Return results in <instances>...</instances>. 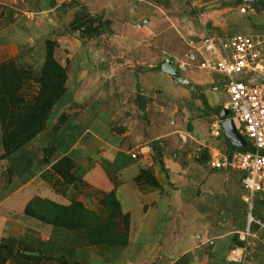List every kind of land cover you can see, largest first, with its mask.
<instances>
[{
	"label": "rangeland",
	"instance_id": "1",
	"mask_svg": "<svg viewBox=\"0 0 264 264\" xmlns=\"http://www.w3.org/2000/svg\"><path fill=\"white\" fill-rule=\"evenodd\" d=\"M55 2L0 0V63L10 59L37 80L50 52L64 68L62 93L60 72L41 80L57 89L40 131L4 144L0 124V264H264V191L247 194L237 170L205 165L210 119L177 76L194 69L177 66L190 64L204 35H264V0H248L243 13L241 0ZM85 2L96 8L82 12ZM85 12L107 19L111 33L93 36ZM15 14L16 29L39 39H12ZM81 54L99 78L86 79ZM165 61L174 75L160 68ZM110 70L114 80H101ZM119 187L144 216L125 210ZM248 207L259 224L239 238Z\"/></svg>",
	"mask_w": 264,
	"mask_h": 264
},
{
	"label": "built area",
	"instance_id": "2",
	"mask_svg": "<svg viewBox=\"0 0 264 264\" xmlns=\"http://www.w3.org/2000/svg\"><path fill=\"white\" fill-rule=\"evenodd\" d=\"M247 1L241 0L238 8L241 13L251 8L245 4ZM187 58L190 64L182 62L177 67L187 65L220 75L219 80L211 82L210 89L225 93L223 106L236 121V132L244 143V147L232 151L209 147L205 165L211 169L230 167L237 170L240 186L247 194L264 191V35L243 32L224 37L204 35L195 47V54L191 53ZM209 134L213 138L223 134L218 113L209 125ZM245 221V229L239 238L250 234L251 225L259 224L251 207L247 209ZM232 259L240 262L241 256L233 255Z\"/></svg>",
	"mask_w": 264,
	"mask_h": 264
},
{
	"label": "trees",
	"instance_id": "3",
	"mask_svg": "<svg viewBox=\"0 0 264 264\" xmlns=\"http://www.w3.org/2000/svg\"><path fill=\"white\" fill-rule=\"evenodd\" d=\"M63 5L57 7H63ZM79 8L82 12L85 11L84 5H80ZM82 17L97 25L94 28L87 29L89 32L93 31V36L111 33L107 19L90 15L87 12ZM50 69L62 74V80L58 86V91L62 93L64 90V68L53 60L50 52L46 55L40 77L37 80L32 78L27 70L15 67L10 59L0 63V124L4 144L8 143V140L11 143L16 137L17 140L14 144L19 146L43 128L42 119L46 118L45 111L50 107L57 89V86H50L45 90L44 87H41V80L45 72ZM32 80L38 83V87H31ZM137 97L141 99L140 94H137ZM141 106L142 104H139V107ZM218 111L219 107L216 113ZM15 114L17 117L12 116ZM8 128L9 132H7ZM14 128L18 131L19 136L12 135Z\"/></svg>",
	"mask_w": 264,
	"mask_h": 264
},
{
	"label": "crops",
	"instance_id": "4",
	"mask_svg": "<svg viewBox=\"0 0 264 264\" xmlns=\"http://www.w3.org/2000/svg\"><path fill=\"white\" fill-rule=\"evenodd\" d=\"M59 2H62V0H57V2H55V4H53L52 7L53 8L57 7ZM81 5H84L85 8L88 5H89L88 8H91V9H95L96 8L94 2H92V3L85 2L84 4H81ZM107 13L108 12H106V11L104 12L105 17H107V15H108ZM66 14L68 15V13H66ZM22 15L25 16V17L24 16L23 17H24V19H27V21H30V20L32 21L33 20L34 23H39L40 22L37 13H35V15H34L35 17L34 18L30 15V12H28V11L23 12ZM18 17L19 16H17L15 14V15H13L12 19H9V30L11 29V30L14 31L13 34L15 33L14 34L15 37H12V39L14 38V40L16 42H18V40L21 41V42H26V41H34L35 38L39 39L40 34L37 37H35L34 34L30 35V33L27 32V31H24V30L19 31V30L16 29L15 21L17 20ZM108 18L111 19L110 15L108 16ZM86 56H87V53H86ZM78 58H79L80 62L83 64L84 68L82 67V65H81V67L83 69H85L84 70L85 73H84L83 70L82 71L78 70L79 68L77 70H75V73H74L75 77H76L75 81H78L79 79H82L83 78V73L86 75V79L89 78V79L92 80L94 74H95V76H97V78L100 77L99 74H98L99 72H97V69L92 66L91 61L83 58L82 54L79 55ZM73 61L75 62L76 60H73ZM71 64H72V61H71ZM72 65H74V64H72ZM75 65H74V67H75ZM109 67H110L109 69L112 68L111 65ZM117 67H119V69H122V66H117ZM193 68L194 69L189 70V69H186L185 67H183V68L178 70L177 76L179 78V81L185 84L183 86L180 85L178 89L181 91L182 94H184V95H186V96H188L190 98L189 101H193V102L197 101L199 103V105L201 106L202 111L205 112V116H207L210 119V122L208 123V126H209L211 121L214 120V118L217 115V113H215L216 108L219 107V109H220V107L225 104L226 95L221 90L213 91V90L208 88V86H211V82L213 80H219L220 79V75H218V74H216L214 72H206V71L205 72H203V71L201 72V70H199V69H197L195 67H193ZM111 71L112 70H110V72L109 71H102L103 77L100 78V79L103 80L104 82L113 81L114 80L113 77L110 76L112 74ZM69 78H70V74L67 71V77L65 79L66 83H68ZM87 81L89 83V80H87ZM85 82H86V80H85ZM171 89L173 90V87ZM168 90H170V88ZM232 122H233V126L235 127V122L233 120H232ZM150 133H151V135L156 137V135L163 134L164 132L151 131ZM222 137H223L222 139H220V137L213 138L207 132L206 137L203 139V144H205L207 148L216 146V147H219L221 149H228V146H227L228 138L224 134H222ZM230 141H232V140H230ZM231 145H234L233 146L234 149H238V148L244 147V143H242V145H238L234 140H233V143ZM128 168L130 169L129 171H131L132 167H128ZM126 169L127 168H124V170H126ZM134 171H133V173H134ZM121 189H120V187L117 188L116 192H117V194H119L118 195V199L120 200L121 203H123L122 206H124L125 210L131 209V216H133L132 212L136 211L135 213H136V215H138L137 219L139 218V216H144V214H145L144 210L137 209V208H135L133 206L132 207L128 206V203L131 202V201L127 200L126 198L124 200L123 195H121L122 194V190ZM148 209H147L148 212L149 211H153L150 206L148 207ZM138 212H139V214H137Z\"/></svg>",
	"mask_w": 264,
	"mask_h": 264
},
{
	"label": "water",
	"instance_id": "5",
	"mask_svg": "<svg viewBox=\"0 0 264 264\" xmlns=\"http://www.w3.org/2000/svg\"><path fill=\"white\" fill-rule=\"evenodd\" d=\"M160 68L163 71H166V72L173 74V75L176 73V71L172 68L171 64L169 63V61H165L164 63H162L160 65ZM218 116L221 119V128H222L223 134L228 139H231L234 141L238 138L241 139L239 134L236 132L235 127L233 126L232 119L229 116V110L226 107H224V106L220 107V109L218 111Z\"/></svg>",
	"mask_w": 264,
	"mask_h": 264
}]
</instances>
